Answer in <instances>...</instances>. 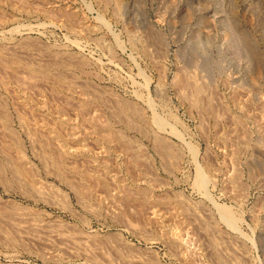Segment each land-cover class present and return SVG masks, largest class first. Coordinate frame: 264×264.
<instances>
[{
  "label": "rangeland",
  "instance_id": "rangeland-1",
  "mask_svg": "<svg viewBox=\"0 0 264 264\" xmlns=\"http://www.w3.org/2000/svg\"><path fill=\"white\" fill-rule=\"evenodd\" d=\"M0 264H264V0H0Z\"/></svg>",
  "mask_w": 264,
  "mask_h": 264
},
{
  "label": "bare ground",
  "instance_id": "bare-ground-1",
  "mask_svg": "<svg viewBox=\"0 0 264 264\" xmlns=\"http://www.w3.org/2000/svg\"><path fill=\"white\" fill-rule=\"evenodd\" d=\"M107 1V0H106ZM116 1V0H115ZM106 3V2H105ZM118 8V7H117ZM116 9V8H115ZM114 9V10H115ZM70 22V21H69ZM69 25H70V23H69ZM71 26V25H70ZM73 28V27H72ZM31 43V42H30ZM13 61H15V60H13ZM62 63V62H61ZM59 65V64H58ZM62 66V65H61ZM58 76V75H57ZM185 77V76H184ZM179 77L178 76H176V78H174L175 80H177V81H179L178 82V85H180V88H181V90H182V98H183V96L185 97V98H187V99H189V101L190 102H193V104L194 103H196L197 101H198V97H199V93L201 92V87L198 85V83L196 82V81H194L193 79H189L188 77L186 78V79H182V81H181V79H178ZM59 79V78H58ZM56 80V79H55ZM60 81V80H59ZM177 81H175V82H177ZM181 81V82H180ZM197 83V84H196ZM203 84V83H202ZM204 85V84H203ZM179 89V88H178ZM203 90V89H202ZM201 94V93H200ZM201 98V97H200ZM200 101V100H199ZM119 102V101H118ZM117 102V103H118ZM120 103V102H119ZM208 103V102H207ZM129 104V103H128ZM127 104V106L126 107H128L129 105ZM193 104H191V105H193ZM195 105V104H194ZM198 105V104H197ZM121 106H122V104H121ZM131 107H133V105L131 106ZM117 108V107H116ZM134 108V107H133ZM132 108V109H133ZM121 110V109H120ZM119 110V111H120ZM125 110V109H124ZM130 110V109H129ZM116 111V110H115ZM118 111V112H119ZM122 111V110H121ZM135 111V110H134ZM126 113V112H125ZM134 113H136V112H134ZM128 114V113H127ZM131 114V113H130ZM120 115H122V114H120ZM132 115H133V113H132ZM157 120V119H156ZM164 121V120H163ZM237 121V120H236ZM128 122V121H127ZM239 122V121H238ZM157 124H158V126L162 129L163 128V125H165L166 124V122H165V124H162V122L160 121V120H157V122H156ZM237 123V122H236ZM156 124V125H157ZM7 127V126H6ZM96 127V126H95ZM105 128V127H104ZM113 128V127H112ZM173 130V129H172ZM114 132V131H113ZM173 132V131H172ZM109 133V132H108ZM101 134V133H100ZM108 135V134H107ZM109 135H110V133H109ZM157 135V134H156ZM116 136V135H115ZM114 136V137H115ZM158 136V135H157ZM104 137V136H103ZM124 137V136H123ZM106 138V137H105ZM107 138H108V136H107ZM113 138V137H112ZM119 138V137H118ZM160 138H157V141H161V140H159ZM164 139V138H163ZM110 140V139H109ZM112 140V139H111ZM122 140H123V138H122ZM39 141V140H38ZM119 142H120V139L118 140ZM155 141V140H154ZM157 141H155L156 143H157ZM163 141V140H162ZM115 142H116V140H115ZM158 142V143H159ZM164 142V141H163ZM162 142V143H163ZM46 143V142H45ZM157 143V144H158ZM166 143V142H165ZM165 143H163V145L165 144ZM50 144V143H49ZM121 144V143H120ZM124 144V143H123ZM129 144V143H128ZM2 145V144H1ZM44 145V144H43ZM160 145H162V144H158V146H159V149L161 148L160 147ZM168 146V145H167ZM165 147V146H164ZM127 148V147H126ZM162 149H164V148H161V150ZM2 150V149H1ZM41 150V149H40ZM126 150V149H125ZM46 152V151H45ZM161 152H163V154L162 155H165L166 153H164V151H161ZM166 152V151H165ZM55 153V152H54ZM167 153H168V151H167ZM170 153V152H169ZM171 154L173 155V153L171 152ZM41 155V154H40ZM40 155H39V157H40ZM166 155H168V154H166ZM171 155V156H172ZM45 156V155H44ZM170 156V155H169ZM138 157V156H137ZM46 158V157H45ZM164 158V157H163ZM166 158V157H165ZM56 159V158H55ZM137 159V158H136ZM58 160V159H57ZM57 160H56V162H57ZM55 161V160H54ZM133 161H134V159H133ZM46 162V161H45ZM134 163V162H133ZM135 163H138L137 161L135 162ZM50 164V163H49ZM56 164H58V163H56ZM60 164V163H59ZM199 166V165H198ZM57 167H59V165L57 166ZM19 168V167H18ZM62 170V169H61ZM61 170H60V172H61ZM199 170H200V168H199ZM201 173V172H200ZM200 173H198V175L196 176V178H195V182H194V184H195V186L197 187V188H199V189H201V190H203V189H205L206 188V185H207V182H208V180H206V178L202 175V174H200ZM204 174V173H203ZM64 176H66V175H64ZM63 178V177H62ZM64 179H67V177L66 178H64ZM68 180V179H67ZM102 182V181H101ZM71 184V183H70ZM69 184V185H70ZM72 185V184H71ZM151 185V184H150ZM72 186H74V185H72ZM79 187V186H78ZM78 187H77V189H78ZM104 187V186H103ZM73 188V187H72ZM206 190V189H205ZM83 191V190H82ZM151 192V191H150ZM208 193V192H207ZM125 195V194H124ZM126 196V195H125ZM131 198V197H130ZM131 199H133V198H131ZM178 199V198H177ZM178 201H180V199L178 200ZM179 203V202H178ZM140 204V203H139ZM179 204H181V202L179 203ZM216 204V203H215ZM142 205V204H141ZM144 205V204H143ZM142 205V206H143ZM141 206V207H142ZM225 206V205H224ZM219 206V205H217V210H218V213L220 214V216L222 217V219H224L226 222H228L229 223V225L230 226H234V222H237V220L235 221V218H234V216H233V213L230 211V209L227 207V206ZM227 207V208H226ZM8 209V208H7ZM140 210V209H139ZM186 210V209H185ZM11 217V216H10ZM13 218V217H12ZM239 222V221H238ZM236 224V223H235ZM232 228H234V229H236L235 227H232ZM233 229V230H234ZM103 239V238H102ZM103 240H105L104 242H106V243H109V245L113 242L114 244H111V246H114L113 247V249L118 253L119 251H122V249L120 248V246L122 247L123 245H125V244H122L123 243V239H122V237L120 236V235H110V236H107L105 239H103ZM102 243V242H101ZM217 254V253H216ZM117 255H119V254H117Z\"/></svg>",
  "mask_w": 264,
  "mask_h": 264
}]
</instances>
